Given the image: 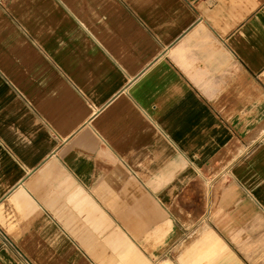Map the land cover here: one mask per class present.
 I'll use <instances>...</instances> for the list:
<instances>
[{
  "label": "crops",
  "instance_id": "0c3cea01",
  "mask_svg": "<svg viewBox=\"0 0 264 264\" xmlns=\"http://www.w3.org/2000/svg\"><path fill=\"white\" fill-rule=\"evenodd\" d=\"M0 264H264V0H0Z\"/></svg>",
  "mask_w": 264,
  "mask_h": 264
}]
</instances>
